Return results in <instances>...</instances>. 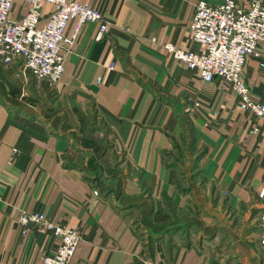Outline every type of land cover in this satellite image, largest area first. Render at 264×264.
I'll list each match as a JSON object with an SVG mask.
<instances>
[{
	"label": "crops",
	"instance_id": "crops-1",
	"mask_svg": "<svg viewBox=\"0 0 264 264\" xmlns=\"http://www.w3.org/2000/svg\"><path fill=\"white\" fill-rule=\"evenodd\" d=\"M76 1L107 31L83 24L59 82L0 62V264H40L56 246L21 234L23 210L78 229L73 264H264V119L163 46L197 48L198 0ZM26 10L13 0L10 16ZM241 79L264 103V41Z\"/></svg>",
	"mask_w": 264,
	"mask_h": 264
},
{
	"label": "built area",
	"instance_id": "built-area-1",
	"mask_svg": "<svg viewBox=\"0 0 264 264\" xmlns=\"http://www.w3.org/2000/svg\"><path fill=\"white\" fill-rule=\"evenodd\" d=\"M27 5L20 18H12L13 0H0V62L18 63L20 72H30L35 80L52 85L64 73L67 53L74 46L81 27L88 21L107 31L102 13L88 3L76 0H22ZM52 9L43 19L42 5ZM70 21L74 28L66 34ZM190 39L196 49L178 48L164 43L166 53L196 71L205 81L217 78L223 88L230 87L239 97L238 107L264 119V103L253 100L241 79L247 58L255 55L264 41V4L261 0H222L211 3L198 0L188 24ZM113 68V64L107 66ZM194 106H199L198 102ZM256 130V128L254 129ZM93 195H98L97 188ZM262 201L258 221V245L264 250V185L257 194ZM21 234L36 227L49 232L56 240L40 264H73L72 256L81 239L77 228L55 223L43 212L23 210L17 217Z\"/></svg>",
	"mask_w": 264,
	"mask_h": 264
}]
</instances>
